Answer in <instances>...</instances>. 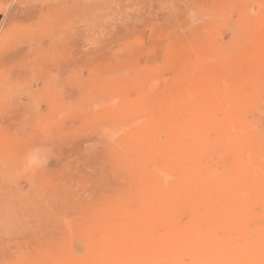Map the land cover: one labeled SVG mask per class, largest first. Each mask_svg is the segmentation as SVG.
Instances as JSON below:
<instances>
[{
    "label": "rangeland",
    "instance_id": "1",
    "mask_svg": "<svg viewBox=\"0 0 264 264\" xmlns=\"http://www.w3.org/2000/svg\"><path fill=\"white\" fill-rule=\"evenodd\" d=\"M262 35L264 0H0V264H78L92 222L264 264Z\"/></svg>",
    "mask_w": 264,
    "mask_h": 264
},
{
    "label": "bare ground",
    "instance_id": "2",
    "mask_svg": "<svg viewBox=\"0 0 264 264\" xmlns=\"http://www.w3.org/2000/svg\"><path fill=\"white\" fill-rule=\"evenodd\" d=\"M246 14L247 13H245L246 17L244 18V20H245L244 21V26L248 25L247 22H249L248 19H250V18H248V16ZM261 24H263V23L261 22ZM261 24H259V26H261ZM255 26L257 28L259 27L257 24ZM259 29L261 30L262 28L260 27ZM247 31H248V29H247ZM256 36H258V35H256ZM245 38L248 39V34H247V36ZM2 39H3V37H2ZM3 40H5V39H3ZM241 40L243 41V39H241ZM241 40L239 42H242ZM249 40H250L251 44L254 42V47L252 46L253 44L251 45L254 48V51L250 52L252 54V55L250 54V56L251 57H256V56L259 55V56H263L264 57V35H262L261 37H259L257 39H249ZM249 40H247L248 43H249ZM248 43H246V41H245V43H244L245 48H246V46H248L247 45ZM215 46H217V44ZM239 46H237V47H239ZM251 46H250V48H251ZM256 46L261 51L258 52L255 49V48H257ZM218 47H220V46H218ZM202 48H203V46H202ZM214 48L215 47H213V49ZM223 49L225 50V48L221 47V48H219V50L217 52H220V50L224 51ZM215 50H216V48H215ZM233 52L231 53L232 54V58L229 57L230 59H234V57H235L233 55ZM224 53L226 54L227 50ZM229 53H230V51L228 52V54ZM235 53H236V51H235ZM254 55H256V56H254ZM218 56H220V55H218ZM238 56H239V54H238ZM226 57H228V55H226ZM237 58H236V60H237ZM0 60H5V58L0 57ZM227 61H228V59H227ZM240 83H241V81L234 82L232 85H230V87H229L228 83L227 84L223 83V86H224V89H227V87H229L231 89H236V87L239 86ZM19 87L20 86H18L17 89ZM11 88H10L11 90L14 89L13 87H11ZM20 88H22V87H20ZM24 91H26L27 93L30 92L29 90H24ZM10 93L12 94V92H10ZM10 93H9V95H10ZM9 97H11V96H9ZM204 97L205 98L207 97V98H210V99L213 98L212 97V93H208V89H206ZM169 150H170L169 155L170 156H174L175 155V143L174 142L171 145ZM178 188L179 187L177 185H174V186H171L169 188L168 192H166V194H167L166 195V201H167V203L169 205L172 204L173 202H175L178 199V197L180 198V196H179L180 193L178 194ZM100 226H101V222H92L90 224L89 229L91 230V233H92V235H90V237H89L90 232L88 234V237L90 238V239H88V240H90V244L88 245L87 253H85V256L83 258H76L78 264H194V261H193V258L191 257V255L188 254V252L183 250V249H185L183 242L177 237L173 238L172 235L169 236V237H171V239L166 244H160L159 243V244H156V245H154L152 247H149L147 249L146 248L143 249V250L140 249L138 251V253H139L138 256L130 254V252L132 250L126 245L122 247L123 249H122L121 252H111L110 250L107 252L106 251V247H108L109 243H111L114 240L115 232L114 231H108V230L107 231H103ZM129 234H130L129 230H124V232H120V235L122 237H124V239H125V236L126 237L129 236ZM74 262H75V260L73 261V263Z\"/></svg>",
    "mask_w": 264,
    "mask_h": 264
}]
</instances>
